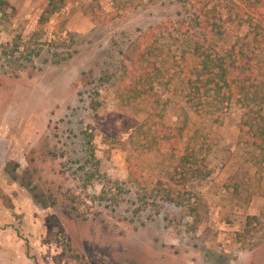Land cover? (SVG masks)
Here are the masks:
<instances>
[{"label":"rangeland","instance_id":"rangeland-1","mask_svg":"<svg viewBox=\"0 0 264 264\" xmlns=\"http://www.w3.org/2000/svg\"><path fill=\"white\" fill-rule=\"evenodd\" d=\"M7 1L0 264H264V159L240 105L197 112L139 73L181 61L198 0ZM196 128L209 149L186 175Z\"/></svg>","mask_w":264,"mask_h":264},{"label":"trees","instance_id":"trees-1","mask_svg":"<svg viewBox=\"0 0 264 264\" xmlns=\"http://www.w3.org/2000/svg\"><path fill=\"white\" fill-rule=\"evenodd\" d=\"M47 3L53 12V0ZM6 6L8 1L0 0V10ZM189 18L196 31L181 61L167 70L157 67L155 61L147 62L148 66L139 69L140 76L150 82L153 76L160 78L168 90L178 88L197 112L223 115L234 99L243 110L239 138L259 150L264 159V0H198ZM233 34L228 46L218 47V39L233 38ZM136 54L144 56V50L139 47ZM199 130H194L180 158L186 175L191 172L186 163L192 164L200 148L209 149L199 139ZM201 158L204 161L205 154Z\"/></svg>","mask_w":264,"mask_h":264}]
</instances>
